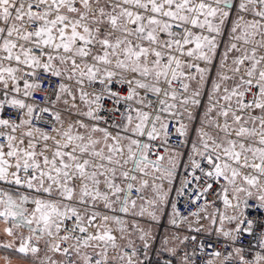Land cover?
Returning <instances> with one entry per match:
<instances>
[{
  "label": "snow or ice",
  "instance_id": "6c2138e0",
  "mask_svg": "<svg viewBox=\"0 0 264 264\" xmlns=\"http://www.w3.org/2000/svg\"><path fill=\"white\" fill-rule=\"evenodd\" d=\"M0 225L31 264H264V0H0Z\"/></svg>",
  "mask_w": 264,
  "mask_h": 264
},
{
  "label": "crops",
  "instance_id": "0c3cea01",
  "mask_svg": "<svg viewBox=\"0 0 264 264\" xmlns=\"http://www.w3.org/2000/svg\"><path fill=\"white\" fill-rule=\"evenodd\" d=\"M2 227L3 226L0 225V228H2ZM6 255L9 256L12 264H31L30 259L20 257L18 254H15V253L5 252L4 250H0V264H5L3 257Z\"/></svg>",
  "mask_w": 264,
  "mask_h": 264
},
{
  "label": "built area",
  "instance_id": "2783aa9c",
  "mask_svg": "<svg viewBox=\"0 0 264 264\" xmlns=\"http://www.w3.org/2000/svg\"><path fill=\"white\" fill-rule=\"evenodd\" d=\"M161 232H163V230H161Z\"/></svg>",
  "mask_w": 264,
  "mask_h": 264
}]
</instances>
